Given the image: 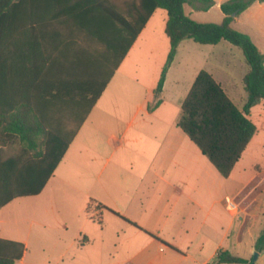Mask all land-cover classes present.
<instances>
[{"label":"crops","instance_id":"1","mask_svg":"<svg viewBox=\"0 0 264 264\" xmlns=\"http://www.w3.org/2000/svg\"><path fill=\"white\" fill-rule=\"evenodd\" d=\"M187 6L186 14L195 20L198 8ZM167 21L166 10L153 11L85 115V103L113 69L117 54L94 42L101 74L89 87L59 98L61 105L48 113L49 144L40 133L33 134L30 143L17 133L0 136V238L25 246L15 264H27L34 226L40 229L35 233L37 247L49 248L54 264H264V249H257L264 232V163L244 161L259 145L255 137L264 127V101L248 113L257 133L230 175L223 177L178 126L182 103L198 73L205 70L191 66L194 51L200 48L194 45L197 42L190 38L180 42L162 91L156 94L170 51ZM232 26L249 35L259 49L262 43L264 53V1L250 5ZM65 31L51 18L42 33L31 38H43L46 49L39 52L55 59L65 46ZM210 46L217 50L206 71L242 109L247 100L244 54L226 40ZM174 65L175 90L170 94ZM82 116L40 192L14 196L41 182L53 162L44 153L59 151ZM42 157L44 165L38 163ZM229 200L235 201L236 209L228 206ZM91 201L101 221L109 219L108 233L101 222L87 225L93 222L86 211ZM44 231L52 234H46V243ZM221 255L246 262H219Z\"/></svg>","mask_w":264,"mask_h":264},{"label":"trees","instance_id":"2","mask_svg":"<svg viewBox=\"0 0 264 264\" xmlns=\"http://www.w3.org/2000/svg\"><path fill=\"white\" fill-rule=\"evenodd\" d=\"M263 1L223 2L220 5L224 16L222 22L202 23L188 16L185 6L208 10L213 6V0H0V136L17 133L24 143H30L32 135L40 133L43 142L49 144L48 113L61 105L59 98L64 93L89 87L95 76L101 74L95 56L94 42L98 41L117 54L113 69L105 73L101 86L84 105L85 115L88 114L149 16L161 8L168 13L165 32L170 40V51L156 94L162 91L167 71L185 38L204 45H216L226 40L242 50L245 56L247 73L243 82L247 100L242 109L212 74L201 70L182 103L178 120V126L219 173L228 177L257 133L248 113L264 101V53L249 35L236 30L232 23L250 5ZM51 18L66 29L65 46L60 48L55 59L39 52L46 49L43 38L40 41L31 38L33 33H42ZM55 65L59 70H51ZM83 118L59 151L46 150L44 153L43 157L48 155L53 162L41 182L32 190L18 191L14 196L40 192ZM43 157L39 164L44 165ZM40 168L38 172H41ZM94 204L91 201L86 210L91 220ZM97 217L100 223V216ZM257 249H264V232L258 239ZM24 251L23 243L0 238V264H15ZM218 261L246 262L231 255H221Z\"/></svg>","mask_w":264,"mask_h":264},{"label":"rangeland","instance_id":"3","mask_svg":"<svg viewBox=\"0 0 264 264\" xmlns=\"http://www.w3.org/2000/svg\"><path fill=\"white\" fill-rule=\"evenodd\" d=\"M229 0H213V6L208 9V10H197L194 13V18L196 21L198 22H203V23H221L223 20V13L220 9L219 5H216L217 2H227ZM257 7V6H256ZM190 8L189 6L186 5V11L189 12ZM250 15V12H246L245 17H248ZM238 28V26H236ZM235 27V28H236ZM259 47L261 50H263V45L262 43H258ZM194 45H196L199 50L194 51V55L195 57H193V60L191 62V66L192 68H202L205 70L209 69L210 64L213 62V59H211V57L213 56L212 54L217 50V48H213L214 46H202L201 44H197L194 43ZM206 47V48H204ZM232 47H234V49L240 53V55L243 57V52L237 48L236 46L232 45ZM221 48V46H220ZM183 48H181L182 51ZM183 60L185 61V56L183 58ZM180 63V62H179ZM190 66V65H189ZM190 66V67H191ZM178 67V66H177ZM177 67L176 65L173 66V69L171 71V74L169 76V84H168V88H167V92L172 94L174 92V77L176 75L177 72ZM242 89H243V84H242ZM243 92L245 93V90H243ZM122 95H124V93H121ZM260 109V108H258ZM254 110V114H255ZM253 117L255 118L254 120H256V115H253ZM261 128V127H259ZM261 131L259 132V134L255 137L256 140H260L259 145L255 148V150L253 151V153H249V155L244 156V161H248L250 164L254 163V162H259L263 165L264 163V127L263 129H260ZM92 216H93V222H89L87 225H89L90 227H96L95 225L99 224L98 222V217L96 215V212L94 210H92ZM81 221L83 222L82 218ZM30 225V223H28V226ZM101 226H105V233H108L109 229H110V221L109 219H105L101 221ZM38 231H40V229H38L37 226H34V228L32 229V236L29 240V245H28V260H27V264H54L53 261V257H49V248L46 247H37L36 245V234ZM44 241L46 243V240L48 239L46 236V231H44ZM49 235V233L47 234ZM52 234L49 235V237ZM66 264V263H65Z\"/></svg>","mask_w":264,"mask_h":264},{"label":"built area","instance_id":"4","mask_svg":"<svg viewBox=\"0 0 264 264\" xmlns=\"http://www.w3.org/2000/svg\"><path fill=\"white\" fill-rule=\"evenodd\" d=\"M227 204L232 210L236 209V207H237L235 201H233V200L227 201Z\"/></svg>","mask_w":264,"mask_h":264},{"label":"water","instance_id":"5","mask_svg":"<svg viewBox=\"0 0 264 264\" xmlns=\"http://www.w3.org/2000/svg\"><path fill=\"white\" fill-rule=\"evenodd\" d=\"M235 16H236V13L233 14V17H235ZM257 256H258V253H255L254 260L257 258Z\"/></svg>","mask_w":264,"mask_h":264}]
</instances>
